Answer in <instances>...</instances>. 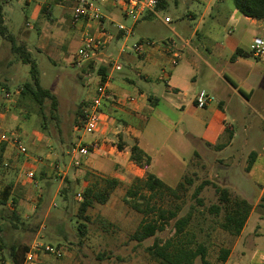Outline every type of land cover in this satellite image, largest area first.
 <instances>
[{
	"label": "rangeland",
	"instance_id": "1",
	"mask_svg": "<svg viewBox=\"0 0 264 264\" xmlns=\"http://www.w3.org/2000/svg\"><path fill=\"white\" fill-rule=\"evenodd\" d=\"M0 3L3 6L5 25L15 34L19 44L31 50L38 63L42 87L53 92L58 101L56 119L51 118L49 102L42 112L32 101H20L18 91L24 82L30 80V67L18 60L10 51V42L0 35V133L19 135L27 147V154H24L20 153L12 142H6L0 162V189L9 182L14 183L15 191L21 197L23 219L30 226L26 230L4 232L8 241H20L31 246L38 240L63 248V253L59 257L44 254L39 250L35 264H160L147 248L155 239L161 243L169 239L176 242L179 238L175 236L176 218L185 215L191 206H195L193 218L188 226L189 231L196 234L198 241L207 245L206 260L209 264H225L220 259L221 250L232 249L237 236L220 226L223 216L217 217L206 210V206L217 202L215 188L209 185L202 191L205 206L196 204L192 193L203 180L219 183L218 177L215 176L218 172L214 170L213 161L214 158L225 157L226 154H219L218 149L208 146L206 142L213 144L224 142L227 132L222 133V126L233 125L238 135L237 143L241 141V137H248V145L243 156L244 164L249 160V154L253 149L260 153L258 162L263 166L262 169L253 170L244 181L247 189L250 188V184L252 185L250 198L256 200L259 197L261 185L264 184V56L256 57L252 54L240 57L239 61L230 64L228 69L229 77L245 91L252 86L256 89L254 102L257 110H252L246 103L238 102V106H234L238 110L237 121L233 120V113L227 110L225 122L219 126L216 123L217 119L214 118L209 128L204 124L206 119L212 116L206 109L207 106L177 108L164 98L168 81L159 79L162 75L160 65L163 61H158L151 75L155 79L152 93L160 101L156 109L153 111L149 109L150 114L153 113L155 117L144 130L142 144L153 156L151 171L159 178L175 186L184 175H188L193 179V184L182 199L172 200L167 197L162 203L163 206L177 211V216L165 229L138 242L131 240L130 235L143 220L150 219L153 215L135 210L125 198L127 190L136 183V178L144 179L146 174L139 173L137 166L134 165L131 169H124L118 178L120 183L108 202L95 203L89 207L87 211L89 221L85 222L88 225V232L83 238V243H79L77 225L79 221H84L78 216L81 194L85 185L91 184L101 175L94 171L98 162L93 167L90 166L91 158L96 157L92 152L82 158L83 162L79 159L78 165L75 164V158L70 165L69 162L72 160L76 142L91 144L98 137L97 130L86 133L82 127L77 128L75 120L78 105L95 95V88L99 82L97 68L100 61L96 66L87 65L86 71L75 63L82 32L71 26L72 11L69 2L0 0ZM43 5L51 8V18L42 12ZM224 7L227 10V18L220 16L216 26L219 31V42L225 38L230 42L225 44V52L229 59L232 55L231 47L236 43L250 51L253 39L257 37L264 39V19L251 21L237 11L233 0H225ZM202 8V0H168L167 7L156 12L154 18L141 17L134 23L132 15L124 16L118 9L112 11L111 8L105 7V14L113 13L117 21L132 28L131 34L115 39L107 50L118 57L119 63L123 66L122 70L112 73L111 85L117 89L135 90L137 86L149 89V85L142 77L147 71L145 68L147 63L143 64L142 59L133 50L134 44L142 39L153 40L158 44L161 43L160 39L167 37L177 40L171 28L187 23L188 13ZM232 40L234 42H231ZM196 42L200 51L207 56H213L215 36L208 35ZM39 43L43 44L45 49L42 50L38 46ZM121 50H124L122 55ZM171 66H173L171 59L165 60L166 70ZM192 72L197 73L194 89L198 91L205 89L212 93L217 76L209 72L199 73L196 70ZM163 76L167 75L164 73ZM127 77L135 82L129 81ZM217 81L219 85L216 87H221V82ZM223 89L219 91L222 92ZM44 114L47 115V120L43 118ZM99 148H102V142ZM49 154L53 157L47 158ZM29 171L34 172L33 179L28 177ZM109 171L106 169V173ZM241 181H243L241 177L233 180L237 185ZM229 188L240 193L235 187ZM136 199L138 197L134 198ZM153 202L159 203L157 199ZM255 225V221L251 219L247 232L252 231ZM255 239V246L245 257L234 261L239 256V253L235 252L233 257L235 264H264V231L263 235ZM101 255L104 256L99 259ZM233 261L227 264H233ZM0 264L11 262L9 259L0 260ZM195 264H203L200 257L196 258Z\"/></svg>",
	"mask_w": 264,
	"mask_h": 264
},
{
	"label": "crops",
	"instance_id": "2",
	"mask_svg": "<svg viewBox=\"0 0 264 264\" xmlns=\"http://www.w3.org/2000/svg\"><path fill=\"white\" fill-rule=\"evenodd\" d=\"M57 1L69 2L70 7L72 5L71 0ZM202 3L203 8L201 10L195 12L191 11L188 13L186 17L187 23L180 24L177 28H171L172 32L175 36H177V40L173 37L160 39V41H172L169 46L171 51H182V58L177 65L172 64L173 66H171L169 70H166L165 60L170 59V52H168V48L164 46L147 47L144 55L139 56L142 59L143 64L147 63L145 64L147 71L142 74V77H144L146 83L149 85V89H145L141 86H137L135 90L117 89V87H113L111 85V80L108 82L109 90L116 96V100L105 102L104 110L107 113V117L103 119V122L97 128L98 137L96 138V141L99 142L100 145L102 142V148L92 151V153L96 154V157L91 158L90 161V166L92 167L98 162L97 169H94L96 173L105 177L120 178L124 169H131L132 165L137 166L130 158L131 148L134 144H138L143 150L151 155V153L142 144V137L147 124L155 117L153 113L150 114L149 109L151 108L152 111L156 109L160 101V99L152 93V90H154L155 79L151 75L153 67L159 60L163 61V64L160 65L162 75H160L159 79H166L168 81V88L165 90L164 98L173 107L186 108L187 106H197L195 103V97L198 90L194 89L197 73H193L192 70L199 71V73L209 72L217 76L216 79L221 82V87H216L219 84L218 81L215 80L214 83L216 85L214 84L212 86V94L216 96V100L215 102L208 104L206 108L212 113L211 118L209 117L204 122L207 128L211 126L214 118L217 119L216 123L221 126L222 122L225 120L224 118L226 117L227 110H230L233 113V120L237 121L236 117H238V115L236 114L238 110L236 107L234 108V106H238V102L246 103L252 110H257L256 103L254 102V93L256 89L252 86L248 91H245L228 75L230 64L237 63L240 58L238 57L237 59L232 60V55L238 47H244L238 45V43L233 45L231 47L232 55L228 59L227 53L225 52V44H229V40L226 41L225 38V42H219V31L216 26V22L219 21L220 16L227 18V10L224 7L225 0H202ZM111 15L115 18L113 13ZM247 18L251 19V21H258L254 18ZM208 35L215 36L216 40V45L212 50L213 56H207L205 53L200 51L196 42V40L206 38ZM120 37L121 36L119 35L118 38ZM231 42H234V40ZM38 46L42 50L45 49L43 44L39 43ZM83 69L86 71L88 67L85 66ZM105 71L107 72V70ZM164 73L167 75L166 77L163 76ZM97 77L99 79L98 75ZM127 78L129 81L133 83L135 82L133 79L129 77ZM220 89H223V91H219ZM127 97H133L134 99L132 101H127ZM241 115L242 111L240 110L239 116ZM222 129V133L224 131L227 132L226 140L224 142L217 144H213L209 141L206 142L208 146H213L216 150L218 149L219 154H226L225 157H217L214 158L213 161L214 170L218 172L215 174V176L218 177V182L220 183L218 184L228 188L230 186L237 188L240 193L231 191L236 195L247 199L252 204V210L249 217L241 233L237 235L235 245L232 249H230V254L225 261V264H227V262L233 261L235 252H238L239 256L236 257L234 261L245 257L247 252L252 251L253 246H255V238L263 235L264 184L261 185L262 189L259 197L256 200L251 199L250 196L252 193L250 188L252 185L250 184V188L247 189L244 181L247 179L250 172L256 169H262L263 166L258 162L260 153L254 149L250 152L249 157L255 154V158L251 167H248L249 162L247 161L249 160L246 161V164L243 162V156L248 145V137H241V141L237 143L236 140L238 135L233 125H230V127L223 125ZM119 143H122V148L119 147ZM52 157V154L47 156V158ZM83 157L84 156L77 155V158L81 161L83 160ZM73 158H75L74 151L69 165L72 163ZM192 160L193 158L190 159V162H192ZM137 168L139 173L142 172L143 174H146L147 170H151L152 167L145 169L137 166ZM106 169L110 170L109 173H106ZM101 172H105V174H102ZM238 177H241L243 181L239 182L237 185V183L233 182V180ZM222 182H226V184H223ZM86 186L87 185H85V187ZM251 219H253V222L255 221L256 225L252 231L247 232ZM234 261L233 264H235Z\"/></svg>",
	"mask_w": 264,
	"mask_h": 264
},
{
	"label": "trees",
	"instance_id": "3",
	"mask_svg": "<svg viewBox=\"0 0 264 264\" xmlns=\"http://www.w3.org/2000/svg\"><path fill=\"white\" fill-rule=\"evenodd\" d=\"M233 3L237 11L242 15L257 20L264 19V0H233ZM167 5L168 0H159L155 11L158 12L166 8ZM42 12L51 18L52 12L47 5H43ZM155 13L148 12L143 17L152 18L155 16ZM0 35L10 42V51L16 55L18 60L30 67V80L24 82L18 91L20 101H32L42 112H44L49 102L51 118L56 119V112L58 110L57 98L49 89L42 87L38 63L33 57L32 52L26 46L19 44L16 41L15 34L10 32L5 25L4 11L1 3ZM250 55H252L251 51L238 47L232 55V60ZM105 70V67L102 66L98 70L102 75V80H105ZM88 101L83 100L78 105L75 120L76 126L81 125L83 122L84 110ZM104 106L105 103L102 106L103 110ZM43 118L47 120L48 117L44 114ZM5 146L6 142L0 145V162L5 151ZM119 147L122 148V143H119ZM130 158L141 168L149 169L152 166V156L138 144L132 146ZM254 158L255 154L250 156L248 167H251ZM119 183L120 181L117 177L100 176L84 188L78 208V216L84 219V221H79L77 225V231L80 235L79 243H83V238L88 232V225L85 222L89 221V216H87L89 207L95 203H107ZM192 184L193 179L188 175H184L175 186H171L151 170H147L144 179L136 178L134 186L127 190L125 200L135 210L153 216L150 219L143 220L129 238L142 242L149 237L155 236L158 231L164 230L166 225L177 216V211L163 206L162 203L165 202L167 197H170L172 200L182 199ZM209 185L215 188L217 202L206 206V210L217 217L223 216L220 226L232 235H239L252 210V204L247 199L234 194L228 187L221 186L210 180H203L195 187L192 197L196 200V204L205 206V200L201 196V193ZM135 197H138V199L134 200ZM20 199L21 197L15 191L13 182H9L0 189V260L9 259L11 264H24L26 254L30 249V245L20 241L9 242L4 235L6 231L26 230L30 227L23 219ZM154 199H157L159 203L153 202ZM195 209V206H191V209L185 215L176 218L174 223L175 236L179 237L176 242L169 239L165 243H161L155 239L154 243L147 248L160 264H195V260L198 257L201 258L203 264H209L206 260L207 245L205 242L198 241L196 234L191 233L188 229ZM57 247L61 246L57 245ZM229 254L230 248H223L220 259L225 262ZM103 256L101 255L98 258L102 259Z\"/></svg>",
	"mask_w": 264,
	"mask_h": 264
},
{
	"label": "built area",
	"instance_id": "4",
	"mask_svg": "<svg viewBox=\"0 0 264 264\" xmlns=\"http://www.w3.org/2000/svg\"><path fill=\"white\" fill-rule=\"evenodd\" d=\"M9 1V0H6ZM71 26L74 29L82 32L81 44L77 51V58L75 63L81 67L96 66L100 61L97 68L105 67L107 70L105 80H102V75L98 72L99 82L95 88V95L88 101L84 110V118L81 125L77 128H83L86 133H92L97 130L103 119L107 117V113L102 109L105 102L116 100V96L109 90L108 82L112 78L114 71L123 69L119 63L118 57L107 52L110 44L118 38L127 36L132 33V28L117 21L112 15L104 13L105 7L111 10L118 9L124 16L132 15L134 23L148 12H156V6L159 0H71ZM114 28L116 29L114 31ZM172 41H161L157 43L153 40H140L135 43L133 50L138 56H143L147 47L164 46L170 52V59L173 65H177L182 58L181 50H172L169 48ZM250 51L256 57L264 56V39L257 37L253 39L250 44ZM121 55L124 50L120 51ZM111 68V70L109 69ZM9 95V94H8ZM133 97H127V101H132ZM216 100V96L205 89L197 92L195 103L198 107L204 108L211 102ZM3 142H12L16 145L20 153L27 154V147L24 145L20 136L17 134L9 135L6 132L0 133V145ZM99 142L95 141L91 144L83 143L82 141L76 142L74 148L75 164H79L78 156H85L90 152L99 149ZM28 177L34 178V172L29 171ZM43 251L44 254L59 257L63 253V248L53 246L49 243L36 240L26 254L24 264H35L38 257V251Z\"/></svg>",
	"mask_w": 264,
	"mask_h": 264
}]
</instances>
